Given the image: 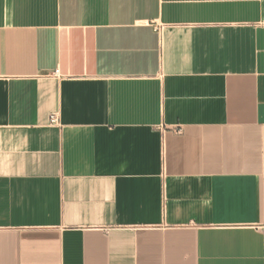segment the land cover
Returning <instances> with one entry per match:
<instances>
[{
	"label": "crops",
	"instance_id": "0c3cea01",
	"mask_svg": "<svg viewBox=\"0 0 264 264\" xmlns=\"http://www.w3.org/2000/svg\"><path fill=\"white\" fill-rule=\"evenodd\" d=\"M0 264H264V0H0Z\"/></svg>",
	"mask_w": 264,
	"mask_h": 264
},
{
	"label": "built area",
	"instance_id": "2783aa9c",
	"mask_svg": "<svg viewBox=\"0 0 264 264\" xmlns=\"http://www.w3.org/2000/svg\"><path fill=\"white\" fill-rule=\"evenodd\" d=\"M50 121H51V124H53V125H59L60 124L59 117L56 114L51 115Z\"/></svg>",
	"mask_w": 264,
	"mask_h": 264
}]
</instances>
